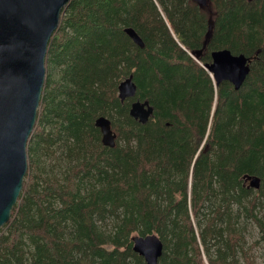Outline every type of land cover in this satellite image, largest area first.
Listing matches in <instances>:
<instances>
[{
    "label": "trees",
    "instance_id": "1",
    "mask_svg": "<svg viewBox=\"0 0 264 264\" xmlns=\"http://www.w3.org/2000/svg\"><path fill=\"white\" fill-rule=\"evenodd\" d=\"M209 2H68L48 41L26 149L35 170L38 150L54 156V147L69 166L61 176L27 171L0 228V264H145L131 238L148 234L163 244L158 264H255L248 250L264 247V0ZM220 49L252 58L237 91L215 87L203 68ZM130 74L136 94L121 103L117 86ZM135 99L153 107L144 124L128 114ZM99 116L116 134L112 148L94 126ZM247 174L260 178L258 190ZM241 218L259 232L246 250Z\"/></svg>",
    "mask_w": 264,
    "mask_h": 264
},
{
    "label": "water",
    "instance_id": "2",
    "mask_svg": "<svg viewBox=\"0 0 264 264\" xmlns=\"http://www.w3.org/2000/svg\"><path fill=\"white\" fill-rule=\"evenodd\" d=\"M70 0H0V228L9 219L23 189L27 173L26 148L37 121L38 107L45 82V58L51 35L57 30L63 9ZM199 7L209 9V0H191ZM248 2L252 0H247ZM211 18L202 48L193 52L199 57L212 32ZM125 35L134 44L143 47V41L132 28H124ZM211 61L203 65L215 81V87L227 81L235 91L241 88L250 71L252 58L232 54L228 49L214 50ZM117 97L122 103L134 98L136 85L132 74L117 86ZM153 107L147 100L135 99L128 114L141 124L147 122ZM101 143L114 147L116 134L110 120L99 116L94 120ZM248 188L258 190L260 178L244 175ZM132 250L145 264H158L163 244L155 234L133 236Z\"/></svg>",
    "mask_w": 264,
    "mask_h": 264
},
{
    "label": "rangeland",
    "instance_id": "3",
    "mask_svg": "<svg viewBox=\"0 0 264 264\" xmlns=\"http://www.w3.org/2000/svg\"><path fill=\"white\" fill-rule=\"evenodd\" d=\"M53 75L56 77L57 71L52 70ZM49 73L48 63L45 61V78ZM54 156L45 155L43 151L38 150V158H37V169L31 168L29 166L30 162H32V157H35V154H31V152L26 149V160H27V171L31 174H39L41 176L47 175H58L61 176L65 171L66 167L69 166V163L65 159V155L61 153L59 148L54 147ZM32 156V157H31ZM245 184H247L245 182ZM259 217L264 220V205L259 207L258 211ZM239 227L242 231L244 237L243 249H247L248 246L255 240L258 239L259 232L257 227L250 222L249 220H244L243 218L239 221ZM214 250V249H212ZM249 254L254 258L255 264H264V247L262 244L254 245L250 250H248ZM213 252V251H212ZM204 255V254H203ZM204 261H206V256H204ZM239 261L242 262V259L239 255ZM207 263V262H206Z\"/></svg>",
    "mask_w": 264,
    "mask_h": 264
},
{
    "label": "bare ground",
    "instance_id": "4",
    "mask_svg": "<svg viewBox=\"0 0 264 264\" xmlns=\"http://www.w3.org/2000/svg\"><path fill=\"white\" fill-rule=\"evenodd\" d=\"M209 64V63H208ZM215 82V81H214Z\"/></svg>",
    "mask_w": 264,
    "mask_h": 264
}]
</instances>
